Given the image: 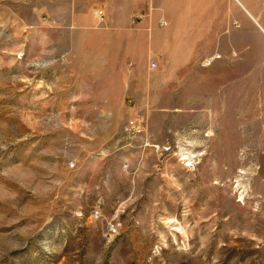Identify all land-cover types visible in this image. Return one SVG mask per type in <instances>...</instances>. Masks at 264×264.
<instances>
[{"label": "rangeland", "instance_id": "obj_1", "mask_svg": "<svg viewBox=\"0 0 264 264\" xmlns=\"http://www.w3.org/2000/svg\"><path fill=\"white\" fill-rule=\"evenodd\" d=\"M99 3L0 0V264H264V0Z\"/></svg>", "mask_w": 264, "mask_h": 264}, {"label": "crops", "instance_id": "obj_2", "mask_svg": "<svg viewBox=\"0 0 264 264\" xmlns=\"http://www.w3.org/2000/svg\"><path fill=\"white\" fill-rule=\"evenodd\" d=\"M85 7H95L99 5V0H82ZM171 0H101L103 11L112 25V29H130L132 18L137 17L141 21L144 30H154L159 21H164V17L171 15L169 10ZM114 15L124 16L125 23L112 21ZM264 31V27H263ZM142 87L144 82H139ZM153 87V86H152Z\"/></svg>", "mask_w": 264, "mask_h": 264}, {"label": "built area", "instance_id": "obj_3", "mask_svg": "<svg viewBox=\"0 0 264 264\" xmlns=\"http://www.w3.org/2000/svg\"><path fill=\"white\" fill-rule=\"evenodd\" d=\"M163 24H166L165 21H162ZM221 58V55L220 54H214L212 57H209V58H206L205 60V63L206 64H210L212 61L216 60V59H220ZM158 66V62L157 61H152L151 64H150V68L151 69H155L157 68ZM263 119H264V114H263ZM109 232L112 234V233H115L116 232V228L115 226L111 225L109 227Z\"/></svg>", "mask_w": 264, "mask_h": 264}]
</instances>
